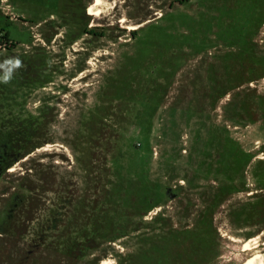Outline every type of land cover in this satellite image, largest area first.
I'll return each instance as SVG.
<instances>
[{"label":"rangeland","instance_id":"rangeland-1","mask_svg":"<svg viewBox=\"0 0 264 264\" xmlns=\"http://www.w3.org/2000/svg\"><path fill=\"white\" fill-rule=\"evenodd\" d=\"M182 1L0 0V123L34 146L0 175V264L264 253V0Z\"/></svg>","mask_w":264,"mask_h":264},{"label":"trees","instance_id":"trees-1","mask_svg":"<svg viewBox=\"0 0 264 264\" xmlns=\"http://www.w3.org/2000/svg\"><path fill=\"white\" fill-rule=\"evenodd\" d=\"M186 1L189 0H183L181 3ZM135 33H136L135 31L132 32V34ZM9 37H10L9 33L5 31L3 35L0 37V39L8 41ZM14 119L15 118L12 117L11 119L8 120L9 122L5 129L2 128L4 124L0 123V175L3 172H5L6 169L10 168L20 158L30 153L32 151V148L34 147L33 145H31L30 142L31 138L33 137V129H32L33 123L30 120V118L25 117L23 119L21 118L20 115H17L16 119L15 120ZM146 135H147V131L144 132V134L141 137L142 142H145ZM136 144L139 145L140 143L138 142ZM167 193H168L167 190H161V189L155 190L154 195L151 196H153L156 202L153 201L149 202L146 200V196H144L142 199L146 201V203L144 204V208L147 209L149 207L155 206L158 200L157 197H159L160 195L161 197H163ZM15 198L17 197L15 196L13 197V202L10 204L11 207L13 206ZM21 200L23 203L24 202L23 199ZM127 206L132 207L130 203H128ZM184 234L185 233L180 232V236L176 235L175 236L176 240L172 244L168 243L164 245V243L169 241V238L155 240L154 243H156L155 244L156 246H154V251L159 252V257L158 256L148 257L147 258L148 264H178V263L199 264L198 262L194 261L193 258H191L190 253L187 252V248L191 246L193 243H196V239L193 240L191 239L192 233H188V234L186 233V235L183 236ZM117 236L118 235L116 236L113 235L112 237L114 238ZM193 238H195V236ZM164 247H166L165 248L166 252L163 251Z\"/></svg>","mask_w":264,"mask_h":264},{"label":"bare ground","instance_id":"bare-ground-1","mask_svg":"<svg viewBox=\"0 0 264 264\" xmlns=\"http://www.w3.org/2000/svg\"><path fill=\"white\" fill-rule=\"evenodd\" d=\"M93 4L91 5V7L89 8V13L94 14V15H98L100 13L99 9H93L95 6H98L101 3V0H94V2H92ZM108 5V4H107ZM100 6V5H99ZM88 7V6H87ZM110 8V7H109ZM101 9V8H100ZM101 15V14H100ZM129 29H134L136 28V26H129ZM13 170V169H12ZM251 241L255 242V237L250 238L248 240H245L244 242V247L243 250L245 251H250L253 248H255V246L251 245ZM257 249V248H256ZM111 262V261H110ZM107 260H103L100 264H109L110 263ZM241 264H264V253H260V252H254L250 255H247V257L244 259V261Z\"/></svg>","mask_w":264,"mask_h":264},{"label":"flooded vegetation","instance_id":"flooded-vegetation-1","mask_svg":"<svg viewBox=\"0 0 264 264\" xmlns=\"http://www.w3.org/2000/svg\"><path fill=\"white\" fill-rule=\"evenodd\" d=\"M79 3V2H78ZM1 42V41H0ZM24 203V202H23ZM22 200L15 198V201L13 203V206L8 210L9 214L10 212H14V215L16 213V210L20 209V207L23 205ZM16 209V210H15ZM8 216H12V215H7ZM8 222V221H7ZM1 229V228H0Z\"/></svg>","mask_w":264,"mask_h":264}]
</instances>
